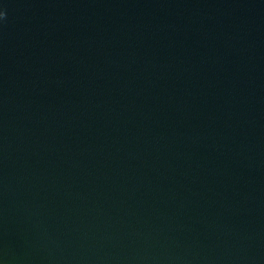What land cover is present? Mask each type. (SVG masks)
Returning a JSON list of instances; mask_svg holds the SVG:
<instances>
[{
    "label": "water",
    "instance_id": "1",
    "mask_svg": "<svg viewBox=\"0 0 264 264\" xmlns=\"http://www.w3.org/2000/svg\"><path fill=\"white\" fill-rule=\"evenodd\" d=\"M0 10V264H264V0Z\"/></svg>",
    "mask_w": 264,
    "mask_h": 264
},
{
    "label": "clouds",
    "instance_id": "2",
    "mask_svg": "<svg viewBox=\"0 0 264 264\" xmlns=\"http://www.w3.org/2000/svg\"><path fill=\"white\" fill-rule=\"evenodd\" d=\"M5 19V12L0 10V21H3Z\"/></svg>",
    "mask_w": 264,
    "mask_h": 264
}]
</instances>
